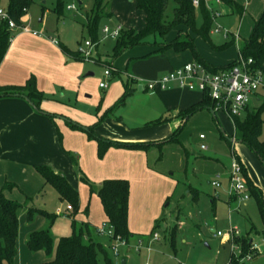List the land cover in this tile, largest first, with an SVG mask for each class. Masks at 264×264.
Masks as SVG:
<instances>
[{
	"label": "rangeland",
	"instance_id": "1",
	"mask_svg": "<svg viewBox=\"0 0 264 264\" xmlns=\"http://www.w3.org/2000/svg\"><path fill=\"white\" fill-rule=\"evenodd\" d=\"M55 0H50L47 7L51 8ZM66 5H74V12H67L68 20L61 21L58 24H49V29H58L63 42L73 52L78 53L80 45L85 41H92L84 31L85 9L90 10L93 6V0H63ZM111 10L113 5H117L118 0H108ZM133 4L132 13H127L126 19L122 17V10L115 8L112 18L102 20L98 31V46L92 48V59L89 61H78L79 64L86 68L84 75L92 73L93 76L86 79L87 86L91 90L78 99V106L88 108L95 102L97 96L95 91L98 89V96H104V91L99 89V83L105 82L104 72L110 68L113 63L116 69H124L126 62L131 57L137 58V63L133 68V75L140 81V85L146 82H154L159 80L165 74L169 73L173 64L180 61L194 59L192 54L176 57L174 50H168L163 54L155 52L164 44L172 41V35L162 38L158 34L147 37L145 44L131 48L122 54L118 59L113 60V49L116 44L114 38L105 39L103 33L104 28L113 30L115 26H125L123 29L130 28L143 30L145 28L144 13L139 11L131 0H123ZM239 1L245 11L240 17L220 0H205L208 8L213 13L218 14L213 23L211 34L212 40L216 45L225 44L230 37L226 36V32L230 35H240L234 45L227 50L217 52L212 50L206 43H202L199 36L194 35L195 45L201 57L218 68H225L234 61L239 59V51L243 49L246 42L250 38L256 22L264 13V0H247L249 5L245 7V0ZM9 0H0V9L8 8ZM81 2L83 5L81 6ZM84 6V7H83ZM34 16V22L38 24L41 18L39 8L31 11ZM73 15H76L73 21ZM130 19V20H129ZM126 21V23H125ZM201 17L198 15L197 25H201ZM133 24V26L131 25ZM1 26V21H0ZM220 28V33H214L216 28ZM108 66V67H107ZM124 80V81H123ZM127 77L124 73L117 76L112 73L109 79V90L107 95L115 90L118 85V91L123 89V83ZM138 81V82H139ZM133 94L127 99L126 105L119 108L115 113L130 128H143L147 123L149 125L156 118L160 117L157 113V104L160 106V100L155 96L154 100H149L148 93L138 91V87L133 85ZM151 95L154 92H150ZM149 93V94H150ZM91 96L86 99L85 96ZM93 96V97H92ZM150 97V96H149ZM261 105V100L252 99L250 109H254ZM161 107V106H160ZM162 109V108H161ZM84 111V110H83ZM200 114L193 116L185 129L181 133L180 139L184 147L178 143L167 144L162 150H150L151 148L141 150L128 149L132 153L140 152L149 157L150 164L148 166L147 183L153 187V191L158 190L156 186L157 180L163 179L164 183L173 184L170 197L160 201V209L158 217L153 222L150 231L156 229L159 240L151 244V250H147L145 246L137 250L139 245L136 236L130 244L132 249L127 247L119 248V257L116 263L122 264L123 260L127 264H227L230 261L232 249L226 238L215 237L213 231L225 232L230 227H236L240 233L250 240H254L260 247V253H256L255 259L246 261L244 264H264V237L262 231L264 224L256 203L255 198L250 197L248 201L241 199L231 200L229 193V174L234 161H238L242 166L247 168L249 176L254 183L260 188L264 197V164L259 160L256 154L246 144H232L234 128L230 118L223 112L218 113V122L210 119L211 125L206 124L201 119ZM168 116V115H167ZM264 122V114L262 116ZM149 123V124H148ZM205 136L204 140L200 139V135ZM260 141H264V123L259 135ZM95 141V140H94ZM205 144L207 150H201V145ZM150 150V151H149ZM107 154V153H106ZM149 155V156H148ZM189 156V157H188ZM98 158L102 160L104 157ZM135 159L132 160L134 162ZM77 161V160H76ZM77 164V162H75ZM76 171L80 174L81 182L88 186L89 197L91 195L98 198L99 185L95 181L89 180L82 171L75 165ZM244 168V167H243ZM143 172H141L142 174ZM144 177V176H143ZM144 182V181H142ZM221 184L219 188L214 183ZM133 185V194L142 195L144 198L146 193L150 194V189H142L137 187L136 181H130ZM42 180L39 176L36 180L29 179L19 186L12 189L11 193L7 190V198L20 202L23 206L36 207L55 214L61 212L63 217L51 228V234L54 237V246L56 249L58 238L69 237L72 235V226L68 218L64 217L63 206L59 200V196L50 186L48 193L39 201L29 203L26 195H36L42 187ZM190 189L197 192L194 198L190 193ZM35 190L37 191L35 193ZM138 190V191H137ZM34 192V193H33ZM148 192V193H147ZM91 194V195H90ZM135 196L134 199H136ZM154 199L149 196L148 200ZM99 205L100 201L98 199ZM27 208L19 211V233L17 238V257L14 264H41L53 260L55 252L48 256L45 252H31L28 249L27 242L31 233L47 228V221L44 222L39 217H35L33 221L27 220ZM147 215L149 212H146ZM158 222V223H156ZM146 224H143L145 228ZM158 227V228H156ZM175 230L176 243L175 249L171 246L172 233ZM148 235V233H147ZM102 243L107 244L108 251L113 256L112 245L106 241V238L100 239ZM129 244V243H128ZM145 245V244H144Z\"/></svg>",
	"mask_w": 264,
	"mask_h": 264
},
{
	"label": "crops",
	"instance_id": "2",
	"mask_svg": "<svg viewBox=\"0 0 264 264\" xmlns=\"http://www.w3.org/2000/svg\"><path fill=\"white\" fill-rule=\"evenodd\" d=\"M49 1L33 0L31 8L22 18L23 26H27L31 31L43 32L45 36L39 37L32 33L18 30L12 31L11 37L13 39L0 64V88L24 86L30 78L34 77L37 89L44 95V99L40 104L41 112L37 111L31 101L25 96L0 99V191L5 189L4 195L7 198V190L11 193L14 187L21 185L30 178L35 181L36 177L39 176L43 183L42 187L38 193L35 190L36 195L30 194L29 196L26 195V197L29 203H33L35 200H41V198L47 195L49 189L43 178L37 173L36 168L48 166L56 173L65 176L73 188L78 191L80 196V210L75 217L76 220L80 224L89 223L94 229H97L104 223H107L103 205L99 197L96 198V196L91 194L89 197L88 190L90 188L81 182L80 174L76 171L75 165H78L82 173L89 180L95 181L99 187L106 180H127L129 183L134 180L137 182V187L140 186L142 189L148 188L151 192L149 195L144 193V198L142 195L133 194V185L130 183L128 226L134 238L129 242V249H132L130 244L136 239V236L139 242L142 241L145 244L143 247H150L155 242L152 241L153 235L157 233L155 229L153 231L151 230L149 234V229L158 217L160 201L166 197H170L169 195L173 184L164 183L163 179L160 178L156 183V186L160 188L159 191H153V187L146 182L148 178L147 169L152 163L150 164L149 157L147 158L143 153H132L131 150H128L132 148L111 147L104 158L100 160L98 158V142L89 138L86 129L95 127L94 134L108 141L124 145H145V148L141 150L148 148H151L150 150H162L165 145L174 143L166 141L180 128L182 129V133L190 119L197 114H200L201 119L208 125H211L210 119L216 121L220 128L217 113L211 108H205L196 112L189 119L184 120L179 115L194 105L201 103L203 95L199 92H190L176 88L158 90L151 95L143 85H140V81L133 75V68L137 60L132 61L129 66V61L131 59H137L135 57L128 59L124 69L118 68L117 70L120 71V75L124 73L127 79L131 76L137 82L139 81L134 85L138 87V91L148 93L147 96L150 101L154 100L155 96L160 100L161 107L157 104L156 111L161 116L154 121L167 119L165 123L156 126H147L146 123L143 128L134 129L128 127L121 117L116 116L117 114L115 112L119 108L113 113L110 112L115 103L123 95L125 82L123 83V89L118 91L117 85L115 90L111 92V95H107L106 93L110 85L107 89H102L100 88V82L99 89L104 91V96H98L97 89L95 91L97 96L95 102L88 108L83 107L84 109H81L77 105L78 99L84 94L91 92L87 86L86 79L93 76V74L89 73L84 75L86 68L79 64L78 60H73L69 57L63 49L65 48L74 54L76 52L69 49L63 42L57 28L52 30L48 27L54 21L58 24L61 21L68 20L69 15L67 12H74L76 7L71 5L75 8L69 10L68 7L70 5H66L63 0H60L64 4V11L63 16L58 17L53 11L59 0L52 1L54 4L51 8L46 6ZM233 1L243 6L237 0ZM245 1L246 7L249 5V2L247 0ZM79 3L81 6L83 5L81 2ZM118 3L117 5H113L111 12L113 14L115 8L121 9L122 17L120 19H123V21L126 19L127 21V13H132L133 4L123 0H118ZM37 8H39L41 13L38 24L34 22V16L31 13L32 10L35 12ZM84 9L86 11L87 8ZM115 13L118 12L115 11ZM72 18H74L72 19L74 21L76 15H73ZM131 25L133 26V24ZM130 29L140 31V29ZM235 36L240 38L238 34ZM49 38L57 40L59 45H55ZM201 42L205 43L202 39ZM238 51L240 54L241 49L239 47ZM189 54H191L189 51L180 55L176 53V57L180 58L182 55L189 56ZM191 61L192 58L187 61L179 60L173 64L170 71ZM113 64L110 66L116 69ZM263 96L264 94H260L256 100L259 101ZM90 97L88 95L85 96L86 99H90ZM100 118H102L101 122H99ZM181 133L178 135V140L180 142L179 144L184 147L180 139ZM235 140L234 128L233 140L230 142L236 145L240 143L237 140L235 142ZM139 149L136 148V150ZM133 159H135L134 162H132ZM243 167L248 183L250 182V184L260 190L249 176L244 164ZM141 172L143 173L141 174ZM196 192V190L190 189V193ZM193 195L195 198L197 193ZM135 196H137L136 199H134ZM149 196H154V199L149 201ZM60 202L66 214L64 217L68 218L71 223L73 210H67L66 203L61 200ZM146 212H149L148 215ZM58 213V219L63 217L61 212ZM39 218L44 222V218ZM143 224H146L145 228H143ZM213 233L215 234V231ZM104 238L106 237H99V240ZM106 241L113 245L110 239L106 238ZM102 244L107 248V244ZM114 260L116 263L117 259L114 258ZM125 264H127L126 260Z\"/></svg>",
	"mask_w": 264,
	"mask_h": 264
},
{
	"label": "trees",
	"instance_id": "3",
	"mask_svg": "<svg viewBox=\"0 0 264 264\" xmlns=\"http://www.w3.org/2000/svg\"><path fill=\"white\" fill-rule=\"evenodd\" d=\"M136 4L139 11L145 15L146 26L143 30H125L122 29L119 38L113 49V60L120 57L126 50L145 44L148 36L158 34L162 38L172 35V41L164 44L155 53L163 54L168 50H174L178 55L189 51L194 60L204 64L211 72L217 73L220 70L231 68V63L225 68H218L210 65L199 54L193 36H199L212 50L222 52L235 44L234 35H230L228 41L223 45H216L211 37L215 13L206 5L205 0H198V7L194 5L195 0H131ZM233 9L240 17L243 16L245 8L233 0H220ZM33 0H9L7 12L10 18L21 27L22 18L31 8ZM64 4L57 1L54 13L63 16ZM198 15L201 17V25H197ZM110 2L108 0H93V6L90 10L85 11L86 22L84 24L85 34L94 42L98 43V31L100 24L105 18H112ZM12 31L9 29L7 22H2L0 27V64L9 48ZM73 60L84 61L79 53H70L63 49ZM245 59L252 58L254 67L262 69L264 67V13L256 22L253 32L241 49L240 53ZM137 59H131L132 61ZM117 76L120 71L114 69ZM137 80L131 76L124 84V93L111 109L113 113L118 108L126 105L127 99L133 94V85ZM27 97L34 108L40 111V104L44 95L37 89L36 80L30 78L24 86H11L0 88V99L10 97ZM261 105L254 109L250 107L246 110L244 117L234 118L232 120L235 128V138L238 142L246 144L256 154L259 160L264 164V141H260L259 135L263 127L264 114V96L260 98ZM259 100V101H260ZM215 104L209 97L203 96L201 103L194 105L186 112L179 116L184 120L189 119L196 112L211 108L214 110ZM100 118L99 122H101ZM167 119H159L147 126H156L163 124ZM96 126V125H95ZM82 128V127H81ZM94 128L86 129L90 139L98 142L99 157H104L111 147L127 148H145L143 144H120L113 141L105 140L94 134ZM181 128L166 142L180 143L178 135ZM37 173L43 178L46 186H50L59 195L62 202L72 207L71 226L72 235L61 237L57 241L56 249L54 246V237L51 234V228L56 223L58 215L46 210L37 208H27L20 202L5 197L4 190L0 191V264H14L17 257V238L19 233L18 213L21 209L27 208V220L33 221L35 217L44 218L48 225L47 228L30 234L27 242L28 249L31 252H45L51 256L55 252L53 260L41 264H116L114 258L99 240L103 237L97 233L89 223H79L76 215L80 210V196L78 191L73 188L69 181L60 173H56L48 166L36 168ZM8 187V186H7ZM250 197L255 198L263 224H264V198L262 192L255 188L249 182ZM98 197L103 205L107 222L114 228V234L121 237L129 243L134 235L129 230V202H130V183L127 180H106L99 190ZM264 237V230L262 231ZM250 239L242 236L236 240L237 244L242 246L243 255L250 252ZM176 236L175 230L171 237V246L175 249ZM230 259H233L231 254Z\"/></svg>",
	"mask_w": 264,
	"mask_h": 264
},
{
	"label": "built area",
	"instance_id": "4",
	"mask_svg": "<svg viewBox=\"0 0 264 264\" xmlns=\"http://www.w3.org/2000/svg\"><path fill=\"white\" fill-rule=\"evenodd\" d=\"M194 5L198 7V0L194 1ZM75 7H68L73 10ZM218 14H215V18ZM0 21L7 22L11 31L18 30L26 33H32L35 36H45L43 32L31 31L27 26H17L10 18L7 10L0 9ZM121 26H115L113 30L104 28L103 33L105 39H118L122 31ZM220 28H216L214 33H220ZM226 32V36H229ZM238 40L237 36H234ZM13 37L11 38V40ZM55 45L59 42L55 39L49 38ZM10 40V41H11ZM99 43L92 44L90 41H85L80 45L78 53L84 61H91L92 48L98 46ZM114 72V68H107L104 72L106 78L105 82L100 83V88L107 89L109 87L108 79ZM144 88L149 92H156L158 90L181 89L190 92H199L203 96H207L215 104V113H225L231 120L234 118L244 117L246 110L250 107L252 99H256L260 94H264V67L257 69L254 67L252 58L245 59L239 54V59L235 64L228 69L220 70L217 73L211 72L204 64L191 61L183 66L176 68L165 74L159 80L154 82H146L143 84ZM200 139L204 140L205 136L200 135ZM202 150H207L205 144L201 145ZM214 186L219 188L220 183L215 182ZM229 193L231 200L241 199L248 201L250 199L249 183L245 176L243 166L236 160L233 163L229 176ZM67 210H72L71 206H67ZM97 233L103 237L110 239L113 242L112 252L115 259L119 257V248L127 247L129 244L121 237L114 234V228L109 223H104L97 228ZM216 237L226 238L232 249L233 259L227 264H244L246 261L255 259L256 253H260L259 245L254 241H250V252L243 255L242 246L236 243L243 235L236 227H230L228 231L216 232ZM159 239L157 234L153 235L152 241ZM144 243L141 241L136 247L137 250L143 248ZM151 250L150 247H147ZM148 264V263H147Z\"/></svg>",
	"mask_w": 264,
	"mask_h": 264
},
{
	"label": "water",
	"instance_id": "5",
	"mask_svg": "<svg viewBox=\"0 0 264 264\" xmlns=\"http://www.w3.org/2000/svg\"><path fill=\"white\" fill-rule=\"evenodd\" d=\"M140 90H141V88H140ZM235 142H237V141L235 140ZM122 264H125V260L122 261Z\"/></svg>",
	"mask_w": 264,
	"mask_h": 264
}]
</instances>
